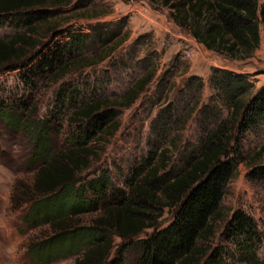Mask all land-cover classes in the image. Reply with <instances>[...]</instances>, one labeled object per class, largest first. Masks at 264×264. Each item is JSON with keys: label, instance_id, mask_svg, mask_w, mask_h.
Returning <instances> with one entry per match:
<instances>
[{"label": "trees", "instance_id": "trees-1", "mask_svg": "<svg viewBox=\"0 0 264 264\" xmlns=\"http://www.w3.org/2000/svg\"><path fill=\"white\" fill-rule=\"evenodd\" d=\"M159 1L173 11L174 21L208 50L233 60H248L261 47L264 2ZM62 2L0 0V24L11 15L22 16L25 27L11 38H0V76L20 72L22 81L34 87L47 73L55 77L71 67L73 61L66 58L64 47L43 46V23H35L49 14V7ZM48 31L54 32L55 38L62 35L56 26ZM76 40L81 42L82 37L70 36L66 44ZM219 72L217 85L231 97L230 114L202 139L200 155L173 175L169 154L177 143L160 146L130 170L124 188H116L104 173L89 181L81 175L90 167L93 141L101 140L113 128L118 108L132 106L152 77L139 80L120 100H96L76 109L69 119L71 147L66 151H53L51 136L61 129L57 113L41 119L33 108L31 117L27 119L25 113L21 118L15 106L0 102V117L10 129H34L36 145L28 165L35 166L42 158L45 161L37 170L30 196L18 203L27 206L24 225L49 226L29 247L36 263L77 256L78 264H122L126 253L134 251L136 264H264L258 255L264 234L254 217L237 209L225 218L222 210L227 184L238 163L244 161L238 132L256 130L264 122V86L245 100L249 87L245 76ZM263 155L264 145L252 158ZM248 177L264 183V165L256 164ZM98 210L99 216L89 225L79 218ZM165 210L171 220L161 227ZM148 230L153 232L148 234ZM114 237L121 239L119 246ZM116 249L119 260L111 258Z\"/></svg>", "mask_w": 264, "mask_h": 264}, {"label": "rangeland", "instance_id": "rangeland-1", "mask_svg": "<svg viewBox=\"0 0 264 264\" xmlns=\"http://www.w3.org/2000/svg\"><path fill=\"white\" fill-rule=\"evenodd\" d=\"M48 11L35 22L43 23V46L64 47L73 64L55 77L47 73L34 87L22 81L20 72L4 73L0 76V102L15 106L21 118L31 117L33 108L41 119L57 113L61 129L51 136L53 151L70 149L69 119L76 109L96 100H120L139 80L152 77L132 106L118 108L113 128L101 140L93 141L90 167L81 175L85 181L104 173L116 188H124L130 170L150 151L174 142L178 147L169 154V170L173 175L179 173L200 155L202 139L229 117L231 97L217 85L222 75L219 71L245 76L249 85L245 100L264 86V33L252 58L233 60L199 43L159 0H63ZM21 17L4 19L0 38L21 33L25 29ZM52 26L62 35L55 38L56 34L48 31ZM70 36L82 40L66 44ZM33 133V128L10 129L0 117V264H40L28 250L49 226L24 225L27 206L18 205L19 199L30 196L37 170L45 162L42 158L35 166L28 165L36 145ZM237 137L244 161L238 163L227 184L222 210L225 218L237 209L244 210L264 234V183L248 177L256 164L264 165V155L252 158L264 145V122L256 130L238 132ZM240 145L235 148L239 150ZM99 214L98 210L79 218L89 225ZM170 220L165 210L161 227ZM152 232L148 230V234ZM114 241L116 246L121 244L118 237ZM116 251L111 258L119 260ZM258 255L264 259V241ZM124 257L122 264H136L134 251ZM76 259L42 264H78Z\"/></svg>", "mask_w": 264, "mask_h": 264}]
</instances>
